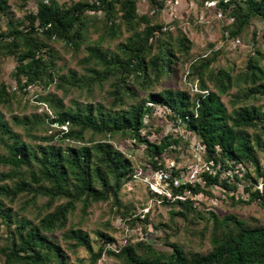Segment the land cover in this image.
I'll return each instance as SVG.
<instances>
[{"label": "trees", "instance_id": "1", "mask_svg": "<svg viewBox=\"0 0 264 264\" xmlns=\"http://www.w3.org/2000/svg\"><path fill=\"white\" fill-rule=\"evenodd\" d=\"M8 1L0 0L1 13L7 12ZM153 2L155 8L161 9L164 6V0ZM37 7L35 14L28 15L30 26L27 29L14 25L10 20L11 28L8 32H0V41L6 37L12 38L8 53L15 55L18 60L13 76L19 79L16 87L19 91L41 82H56L58 87L65 90L70 87L88 88L116 76L115 88L110 94L114 98L113 104L117 106L124 102L127 95L135 96L133 88L125 82L128 73L129 76L134 74L139 84L148 88L153 82L173 73L183 58H190L188 54L192 43L187 35L180 29L176 35L164 32V25L155 22L152 13H139L138 0H79L71 3L38 0ZM218 7L234 17L226 27L230 38H239L253 18L264 19V0H220ZM98 10L105 11V35L114 38L120 34L122 23L117 20L118 16L131 27L132 34L125 42L118 44L123 54H111L94 43L88 46L89 53L83 61L95 60V65L99 63L104 66L102 70L97 66H88L90 76L77 77V72L70 71L69 75L58 74L55 78L57 54L48 40H61L77 50L84 42V32L89 26H95L87 12ZM45 48H49L48 53L43 51ZM217 55L214 53L193 61L187 75L194 78L200 75L202 78L198 86L206 92L192 96L186 89L168 87L150 92L147 99L115 111L104 110L101 105L92 103L83 107L78 104L76 108L53 106V117H48L52 123L62 127L49 136H43L41 139L45 143L33 145L20 140V135L13 131L0 114V142L7 148L6 154L0 153V165L8 166L7 170L0 172V180L3 181L0 184V197L13 201L22 196L24 201L20 208L25 209L33 205L38 197L47 196L46 205L53 206L36 223L23 218L13 230L7 231L5 241L0 245V255L4 256L5 264H98L104 254L112 258L114 264H264V220L261 217L241 216L236 212L220 216L213 211H200L190 197L170 199L167 194H160L163 200L174 201L173 204L179 206V209L171 210L170 221H154L157 229L166 231L163 239L172 247L171 250L157 248L154 240L149 237L134 242L126 239L113 248L110 243L115 240L114 236L110 232L97 230V236L103 242L95 251L88 234L81 228L71 227L64 232L65 237L75 240L71 247L86 246L90 252V261L85 263L79 258L70 263L63 245L47 234L66 227L69 214L79 205L82 213L86 214L92 203L100 201L112 200L111 211L114 217L121 216L130 227L147 224L152 220L150 209L139 213L135 201L125 204L120 197L124 183L134 174V164L110 139L120 134L146 144L150 155L147 168L152 172L169 170L163 157L172 143L182 145L181 139L166 136L160 143H154L142 135L141 131L145 126L146 114L156 104L169 107L174 113L173 119L183 121L187 129L200 138L201 144L205 146L206 159L212 160L210 164L215 170L203 171L204 184L208 187L206 191L200 183L181 182L174 185L173 180L179 177V171L173 168L166 187L173 195H183L187 191L193 194L209 192V188L214 185H221L228 191L237 190L234 180L239 179L237 174L232 177L234 181L230 180L229 175L222 178L219 163L228 170L236 164L255 161L256 172L264 179V168L261 169L258 163L251 134L246 129L258 127L264 113L255 105H243L228 112L220 96L233 84L229 74L223 76V72L227 71L218 70L215 74L218 89L209 91L203 75L211 70ZM256 60L251 56L246 64L249 71L246 79L252 84L243 88L241 95L247 98L257 94L264 97V81L261 80L264 69ZM242 78L240 75L234 82H240ZM10 90L5 83H0V103L8 104L12 100ZM42 99L50 105L55 103L54 97ZM13 119L17 124L32 121L28 116L23 119L15 116ZM3 135H7V139ZM11 138L14 140L9 142ZM14 179L13 186L6 182ZM258 180L254 181L257 185L254 190L253 183L245 187L250 193L249 199L240 197L231 200V204L238 206L256 202L264 208V184L259 187ZM149 190L152 195L158 193L151 188ZM63 199L64 202L54 204ZM8 210L10 207L1 199L0 214L7 218L6 222H12L13 217ZM175 215L190 219L194 224L204 222V233L198 230L193 234L199 233L204 237L211 227L212 247L201 252L188 249L184 243L171 241V235L179 231L173 228L174 232H170V222H173ZM105 225L114 228L109 221Z\"/></svg>", "mask_w": 264, "mask_h": 264}, {"label": "rangeland", "instance_id": "2", "mask_svg": "<svg viewBox=\"0 0 264 264\" xmlns=\"http://www.w3.org/2000/svg\"><path fill=\"white\" fill-rule=\"evenodd\" d=\"M49 1V0H46ZM60 2H75L79 0H59ZM93 1V0H91ZM220 0H164V6L159 9L155 8L153 0H138V9L140 14L152 13V18L155 22L162 23L163 31L176 35L178 29L185 33L191 40V48L189 49V57L183 58L175 67L176 70L170 75L162 77L159 81L153 82L148 88H144L134 78V74L129 73L126 75L125 82L130 85L135 93V96L127 95L122 104L117 106L113 104L114 98L110 94L115 88L116 76H111L103 82H98L91 87H70L69 89L60 88L56 82L52 83H37L29 86V89L22 91L17 90V80L13 76L18 63L17 57L8 53L9 42L11 37H6L0 41V83H5L11 93L13 94L12 100L6 103H0V114L4 121H7L9 126L14 132L20 135V140L36 145L37 143H45L41 139L43 136H49L59 128V124L52 123L48 117L54 113L53 106L56 108L73 107L76 108L78 104L83 107L87 103L94 105L99 104L104 110L115 111L119 108H127L135 102H140L147 99L150 92L161 91L164 88L173 89H186L190 95H195L198 92H206L199 88L200 75L194 78L189 77V70L191 63L200 60L205 56H212L218 53L214 64L210 71L204 72L203 79L209 88V91H217L218 87L215 85L219 69L227 71L223 72L226 77L229 74L232 78V86L220 94L222 102L224 103L228 112L234 108H239L243 105L256 106L264 113V97L259 94L249 98L241 95L243 88L246 89L251 81L246 79L248 75L247 62L249 57L254 56L256 62L264 69V19L255 17L251 23L240 34L239 38H230L226 27L231 24L234 17L225 12L224 9L218 7ZM38 0H9L7 2V12H0V32L7 33L11 28L9 24L12 20L13 24L20 28L27 29L30 26V19L28 15L37 12ZM91 19L95 22V26H89L87 31L84 32V42L76 50L70 45L61 40H48L50 47L57 54V67L54 70V77L58 74L69 75L70 71L77 72V77L80 75H91V71L87 70L88 66H97L103 69V65L96 61L84 62L83 58L88 56V46L95 43L101 46L109 53L123 54L119 49L118 44L125 42L127 37L132 34L131 27L118 16V21L122 23L121 32L114 38L106 34L103 25L105 22V11H88ZM93 21L91 23H93ZM49 48L43 49L48 53ZM48 56V54H45ZM210 72L213 74L209 75ZM222 73V72H221ZM242 75L240 82H234V79ZM211 76V78H210ZM222 76V74H221ZM143 79H139L142 81ZM264 81V76L261 79ZM141 83V82H140ZM16 89V90H15ZM15 90V91H14ZM42 97H54L55 103L46 102ZM25 118L26 116L32 120L27 124H17L13 118ZM174 113L170 108L162 105H154L153 110L147 113L144 119L145 126L141 129L142 135L146 136L151 142L160 143L166 136L181 139L182 145L172 143L163 157L170 171H179V179L181 182L200 183L207 191L208 187L204 184L202 176L203 171L210 170L215 172L211 167L212 160L208 161L205 156V146L201 144L200 138L193 132L187 129L185 123L181 120L173 119ZM263 121L260 122L258 127H247L246 129L251 134V142L255 146L256 157L259 160L261 169L264 168V114ZM66 128V127H64ZM7 139V135H3ZM108 138V137H106ZM14 139H9V142ZM110 141L113 145L121 150L126 156L130 157L134 164V174L124 183L120 197L125 204L130 201H135L138 206L139 213L147 212L150 209L151 221L148 223H141L135 227H130L124 223L121 216L114 217L111 211L112 200L107 202H94L88 208V212L83 214L81 205L75 211L69 214L66 227L59 228L54 232H48V236L58 243L62 244L68 254V260L75 262L81 258L85 263L90 261V252L86 246L81 245L77 248L71 247L75 243L74 239L66 238L64 232L71 227L81 228L89 236L90 243L95 251L103 242L97 236V230L110 232L115 240L110 245L115 248L124 240L132 242L152 238L157 248L164 250H171L172 247L164 242L165 230L157 229L154 221L158 220L170 221L171 210L179 209V206L173 204L174 201H165L162 195L166 194L163 185L158 186V191L155 190L151 184V169L147 168L150 164L148 159V149L146 144L138 143L130 137H124L120 134L113 136ZM52 143L60 144V141H53ZM203 145V146H202ZM0 153L6 154L7 148L5 144L0 142ZM257 162H247L236 164L233 168L225 170V166L219 163L218 167L222 168L221 177L225 178L227 175L230 180H236L237 190L228 191L221 185L211 186L209 192H199L193 194L187 191L185 196L193 200V205L200 211L208 212L213 211L222 216L229 212H236L241 216L251 215L254 217H261L264 220V208H261L256 202L249 204H240L234 206L231 200L238 198L249 199L250 193L245 189L246 186H251L252 190L257 186L254 181L258 180V186L262 187L264 179L258 176L256 172ZM7 165H0V172L7 170ZM250 173L246 175V173ZM237 174L239 179H234ZM16 179L6 181L10 186L14 185ZM3 181L0 180V184ZM152 189L158 192L157 195L150 194ZM170 198V197H168ZM3 199L4 204L10 207L8 212L12 215V222H6L0 214V245L5 241V236L9 229H14L21 219L26 218L36 223L43 214L53 209L48 207L47 196H40L37 201L25 209L20 207L23 204L24 197H19L11 201L8 198L0 197ZM172 199V198H170ZM65 199L56 201L54 204L64 202ZM9 219V218H8ZM109 221L114 228L108 227L105 223ZM171 233L178 228L177 234L171 235V241L184 243L188 249L195 251L206 252L212 247L210 241L211 227L203 235L195 231H202L204 222L194 224L190 219H185L181 215H175L173 222L171 221ZM174 228V230H173ZM202 233H204L202 231ZM0 264H5L4 256L0 255ZM53 264V263H51ZM98 264H114L112 258L106 254L102 256Z\"/></svg>", "mask_w": 264, "mask_h": 264}, {"label": "built area", "instance_id": "3", "mask_svg": "<svg viewBox=\"0 0 264 264\" xmlns=\"http://www.w3.org/2000/svg\"><path fill=\"white\" fill-rule=\"evenodd\" d=\"M171 171L170 170H167V171H164V170H157V171H153L152 172V176H151V184L153 186V188L155 190H159L158 189V186H161L163 185L164 189L163 191L167 194L168 197L170 198H181V199H185L186 196L185 194L183 195H173L172 192L168 191L166 189L167 185L169 184V179L171 178ZM173 183L174 185H179L181 183V180L178 178V177H175L174 180H173Z\"/></svg>", "mask_w": 264, "mask_h": 264}]
</instances>
